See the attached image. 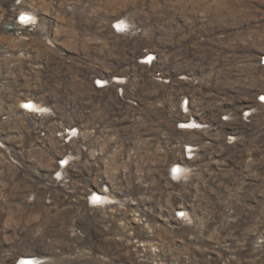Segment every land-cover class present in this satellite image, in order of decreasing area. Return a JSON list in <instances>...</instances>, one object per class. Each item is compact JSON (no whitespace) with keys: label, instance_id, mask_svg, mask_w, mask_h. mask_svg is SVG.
<instances>
[{"label":"rangeland","instance_id":"rangeland-1","mask_svg":"<svg viewBox=\"0 0 264 264\" xmlns=\"http://www.w3.org/2000/svg\"><path fill=\"white\" fill-rule=\"evenodd\" d=\"M25 257L264 264V0H0V264Z\"/></svg>","mask_w":264,"mask_h":264},{"label":"bare ground","instance_id":"bare-ground-1","mask_svg":"<svg viewBox=\"0 0 264 264\" xmlns=\"http://www.w3.org/2000/svg\"><path fill=\"white\" fill-rule=\"evenodd\" d=\"M21 19H22V22H23V26H28V25L36 22V19L33 16H31V15L29 16V14L25 15ZM124 24H125V21H122V22L118 23L117 25L119 27H121ZM21 103H23V105L25 107L24 109H26L27 112L39 113V112L45 111V108L41 107L40 105H37V103H34L33 101L28 100L26 102L22 101ZM177 170H178V176L183 174V172H184V170L181 167H179V166L177 167ZM92 198H93V200H95V203H96L94 205L95 207L103 206V205L106 206L107 203L108 204L112 203V201L110 200L111 198H109L106 195H104V196L101 195L100 196L99 194L98 195L95 194V196L92 197ZM19 262L20 263H18V264H35V262L33 260H30V258H27V257L22 258Z\"/></svg>","mask_w":264,"mask_h":264}]
</instances>
